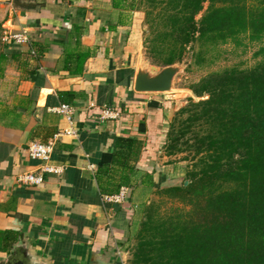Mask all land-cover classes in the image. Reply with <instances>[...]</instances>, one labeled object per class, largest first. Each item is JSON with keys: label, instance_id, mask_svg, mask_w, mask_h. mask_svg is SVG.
I'll return each instance as SVG.
<instances>
[{"label": "crops", "instance_id": "obj_1", "mask_svg": "<svg viewBox=\"0 0 264 264\" xmlns=\"http://www.w3.org/2000/svg\"><path fill=\"white\" fill-rule=\"evenodd\" d=\"M143 18L131 0H0V258L19 242L47 264L111 262L153 190L183 174L163 150L176 105L133 90ZM17 34L26 39L15 42ZM61 104L73 108L71 125ZM105 106L116 117L98 119ZM49 139L46 164L60 172L19 184L45 164L28 146ZM121 187L122 203L106 200Z\"/></svg>", "mask_w": 264, "mask_h": 264}, {"label": "trees", "instance_id": "obj_2", "mask_svg": "<svg viewBox=\"0 0 264 264\" xmlns=\"http://www.w3.org/2000/svg\"><path fill=\"white\" fill-rule=\"evenodd\" d=\"M131 2L144 14L143 47L156 64L191 52L199 65L218 44L264 36V0ZM6 58L0 51V75ZM187 89L200 99L173 113L163 142L166 156L183 154L184 177L153 190L128 264H264V58L209 72Z\"/></svg>", "mask_w": 264, "mask_h": 264}, {"label": "rangeland", "instance_id": "obj_3", "mask_svg": "<svg viewBox=\"0 0 264 264\" xmlns=\"http://www.w3.org/2000/svg\"><path fill=\"white\" fill-rule=\"evenodd\" d=\"M142 27V35L146 36L148 30L144 23V18ZM142 52L145 53L146 56H148L145 48H143ZM203 57L204 60L199 65H197L195 64V57L192 56L191 52H188L187 55L183 57L185 59L186 67L184 71L178 75L177 89L169 92H161L158 94L161 96L166 95L167 99L170 98L173 101V105H176L174 112L185 105L189 97H193L194 100L200 99L199 97H195L192 92L187 89V86L197 81L205 74L230 66L249 68L255 65L258 61L262 60L264 58V36L260 41H248L245 35H241L239 44H235L231 41H227L223 44H218L214 50L204 53ZM173 113L171 112V110L168 111L167 115H169L170 117L166 118L165 123L168 124L169 119L172 117ZM182 155L183 154L174 156V162H176V165H180H175L179 168L180 171L183 168V174H181V176H175L174 180H172L171 183L180 182L184 177L187 162L181 159ZM135 232L136 231L132 232L128 239H125L124 248L115 247L110 250V253L113 256V262L116 263V260H118L121 262V264H128L132 247L135 242ZM112 261L111 263H113Z\"/></svg>", "mask_w": 264, "mask_h": 264}, {"label": "water", "instance_id": "obj_4", "mask_svg": "<svg viewBox=\"0 0 264 264\" xmlns=\"http://www.w3.org/2000/svg\"><path fill=\"white\" fill-rule=\"evenodd\" d=\"M186 67L185 59L168 64H156L142 51L137 59L133 79V90L139 93H161L177 89L178 75ZM22 253L23 257L15 258ZM15 259V260H14ZM36 253L27 251L21 243H16L8 258H1L0 264H47ZM88 264H113L99 257L91 258Z\"/></svg>", "mask_w": 264, "mask_h": 264}, {"label": "built area", "instance_id": "obj_5", "mask_svg": "<svg viewBox=\"0 0 264 264\" xmlns=\"http://www.w3.org/2000/svg\"><path fill=\"white\" fill-rule=\"evenodd\" d=\"M12 40L15 42H23L26 38L21 35H13L11 37ZM68 123L71 125L72 122V115H73V108L68 104H61L58 109ZM117 111L111 107L105 106L103 107L100 112L98 119L104 120L106 118H113L116 117ZM71 129H65L64 133H72ZM54 146V139H49L45 143H32L28 146V154L31 158L39 159L45 162V164L41 165L38 170L25 172L17 176V182L24 186H38L43 182V174L44 173H54L57 174L60 172L59 167H55L52 165L46 164L47 160L50 158ZM127 188L121 187L119 192L115 195H110L106 197L107 201L115 202V203H122L125 198L127 197Z\"/></svg>", "mask_w": 264, "mask_h": 264}, {"label": "flooded vegetation", "instance_id": "obj_6", "mask_svg": "<svg viewBox=\"0 0 264 264\" xmlns=\"http://www.w3.org/2000/svg\"><path fill=\"white\" fill-rule=\"evenodd\" d=\"M12 249V248H11ZM10 253H11V251H9L8 253H6V255L4 256V257H1V258H8L9 256H10ZM16 257H18L19 259L21 258V257H23V255H22V253H18V254H16V256H15V258ZM0 258V259H1ZM15 260V259H14Z\"/></svg>", "mask_w": 264, "mask_h": 264}]
</instances>
